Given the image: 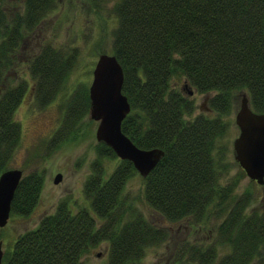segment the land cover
I'll return each mask as SVG.
<instances>
[{
  "label": "trees",
  "instance_id": "16d2710c",
  "mask_svg": "<svg viewBox=\"0 0 264 264\" xmlns=\"http://www.w3.org/2000/svg\"><path fill=\"white\" fill-rule=\"evenodd\" d=\"M96 7L100 0H92ZM22 10L5 15L0 0V173L21 137L15 111L28 88L24 77L6 84V74L20 50L24 33L56 6V0H22ZM112 53L120 62L122 92L130 111L121 130L139 147H158L163 155L143 176L147 203L168 220L204 222L212 212L222 220L207 243L182 241L174 263L264 264V204L247 212L252 192L238 194L240 177L224 183L226 146L220 142L229 113L246 92L253 110L264 112V0H118ZM75 52L44 44L29 59L38 101L44 104L69 73ZM182 75L198 92H213L209 116L190 115L195 102L171 86ZM86 89L69 97L63 127L88 113ZM69 130V131H70ZM83 183L88 205L61 197L37 225L18 234L2 264H84L82 256L108 242L107 264H145L147 248L168 237V229L136 210L122 193L136 170L128 159L105 176L103 156H117L103 142ZM43 170L22 174L10 214H28L44 184ZM225 248V250H224Z\"/></svg>",
  "mask_w": 264,
  "mask_h": 264
},
{
  "label": "rangeland",
  "instance_id": "374dc122",
  "mask_svg": "<svg viewBox=\"0 0 264 264\" xmlns=\"http://www.w3.org/2000/svg\"><path fill=\"white\" fill-rule=\"evenodd\" d=\"M96 7L92 0H56L55 8L50 11L32 30L24 33L13 65L6 74V84H16L24 77L28 81L15 117L21 125V137L10 160V167H19L23 174L33 169L43 170L44 184L39 198L28 214L9 215L5 225L0 226V240L3 252L9 250L16 236L28 228L37 225L40 218L52 212L61 197H69L78 203L88 205L83 195V183L90 174L92 163L98 157L95 137L97 120L88 113L75 123L77 128L70 130L71 124L63 127L66 106L69 97L77 88L86 89L92 80V69L99 53H112L113 32L117 26L114 6L118 0H100ZM22 0H2V8L10 19L13 11H21ZM44 44H51L64 51L75 52L73 65L67 76L60 82L53 96L41 104L35 92V78L30 74L29 59ZM185 77H171V86L182 89ZM190 97L194 99L195 109L190 117L204 113L217 115L207 106L208 98L213 92H198L193 86ZM1 90V86H0ZM185 90V89H184ZM235 105L227 114H221L227 122V128L220 142L226 146L228 169L221 178L224 183L233 176L240 177L236 192H252V200L247 212L260 209L264 204V184L251 179L235 160L233 139L239 133L235 114L245 91H235ZM246 93V92H245ZM70 130V131H69ZM107 176L119 163L118 156L100 158ZM61 172V180L54 183L53 178ZM143 176L135 170L123 186L122 193L130 200L136 210L140 211L153 223L168 229L165 241L147 248L145 264H189L179 261L174 263V253L182 241L210 242L222 220L212 212L204 222L190 223L188 219L168 220L150 206L143 194ZM225 250V248H224ZM108 242L102 241L91 247L82 256L84 264H107Z\"/></svg>",
  "mask_w": 264,
  "mask_h": 264
},
{
  "label": "water",
  "instance_id": "95a60500",
  "mask_svg": "<svg viewBox=\"0 0 264 264\" xmlns=\"http://www.w3.org/2000/svg\"><path fill=\"white\" fill-rule=\"evenodd\" d=\"M124 73L120 62L113 53L98 54L92 69V80L88 87L90 118L97 120L95 137L99 142L110 146L121 159H128L134 168L145 176L163 155L158 147L137 146L122 130L121 122L130 111V103L122 92ZM190 85L187 81L184 88ZM193 89L187 93L191 95ZM239 133L233 139L235 160L245 173L256 182L264 184V112L253 110L244 92L235 114ZM19 167H9L0 173V226L6 224L11 209L14 191L22 177ZM61 180V172L54 175L53 181ZM0 240V264L3 250Z\"/></svg>",
  "mask_w": 264,
  "mask_h": 264
}]
</instances>
